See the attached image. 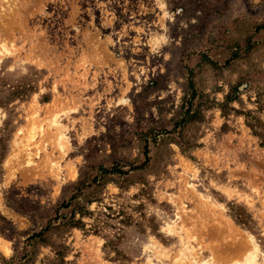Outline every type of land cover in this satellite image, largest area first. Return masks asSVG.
<instances>
[{
    "label": "rangeland",
    "instance_id": "374dc122",
    "mask_svg": "<svg viewBox=\"0 0 264 264\" xmlns=\"http://www.w3.org/2000/svg\"><path fill=\"white\" fill-rule=\"evenodd\" d=\"M247 240L264 0H0V264H227Z\"/></svg>",
    "mask_w": 264,
    "mask_h": 264
},
{
    "label": "bare ground",
    "instance_id": "6f19581e",
    "mask_svg": "<svg viewBox=\"0 0 264 264\" xmlns=\"http://www.w3.org/2000/svg\"><path fill=\"white\" fill-rule=\"evenodd\" d=\"M170 229L174 230L177 228V226H174V223L176 222L175 219H170ZM239 241V240H238ZM239 248L238 253L234 256V260L230 263L227 262V264H264V249H262L260 246H258L253 241L247 240V242L240 243L236 246ZM236 248V249H237ZM147 252H150L149 249L146 250ZM192 264H212L215 263V261H207V260H200L195 261V259H190ZM218 261V259H217ZM222 264L219 260V263Z\"/></svg>",
    "mask_w": 264,
    "mask_h": 264
}]
</instances>
